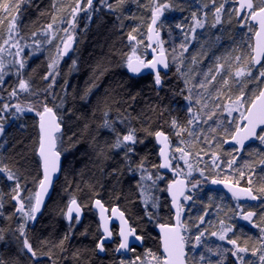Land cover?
I'll return each instance as SVG.
<instances>
[{
    "label": "trees",
    "instance_id": "1",
    "mask_svg": "<svg viewBox=\"0 0 264 264\" xmlns=\"http://www.w3.org/2000/svg\"><path fill=\"white\" fill-rule=\"evenodd\" d=\"M54 1L23 0L15 13L19 34L13 33L11 40L8 33L11 17L0 12V18H3V23H0V39L4 38L8 42L19 41V44L26 48L22 56L20 55V60L24 62L23 68L17 65L18 56L12 58V54H6L7 50H4L0 59L4 77L3 86L0 87V126L3 128L1 133L7 140L2 158L5 166L14 173L20 184V198L31 203L41 182V164L37 155V113H42L45 106L52 108L58 115L64 127L63 135L70 147V153L63 160L61 175L49 201L36 222L30 223L25 231L26 237L37 252L36 257L31 256L24 248L22 242L25 236L12 230L14 218L11 215L9 221L0 222L1 226L6 228L9 244L1 249L2 259L7 261L5 264H122L116 261L117 259L114 260L109 253L105 257L96 254L97 232L90 212L93 199H101L108 207L118 205L138 234L143 237L145 244L142 250L162 255L155 227L157 224L170 223L173 215L170 201L164 197L166 189L159 185L163 173L154 136L155 132L163 131L170 138L173 119L180 126H184L189 99H186L188 95L181 79L171 67L167 73L160 74L161 84L157 85L155 76L151 73L131 76L128 73V59L132 57L134 45L139 42L138 33L141 32L144 37L146 35L142 43L147 44L148 28L153 10L158 4L169 5L163 8V11L168 18L175 21V31H178L177 35L181 38L179 41L177 37L176 42L181 45L191 46L196 39V32L192 31L193 28L196 30L195 20L203 23L204 26L199 28L203 29L210 22V16L208 12L207 15L203 13L202 7L197 13L189 12L179 0H124L123 3H117V0H106V3L105 0H97L93 3L89 14L91 18L86 24L82 15L78 16L76 43L70 57L58 65L57 80L49 76L45 79L49 73L50 62L43 55L52 49L47 25L53 17ZM61 1L63 0H59ZM16 2L17 0H9L10 4ZM202 2L206 7L212 4L216 15V9L220 7L219 0ZM108 5H113L114 10ZM239 19L241 18L237 16L236 11L231 25L233 29L241 27L242 24L252 27L247 20L244 22ZM129 34L135 37L136 42L129 40ZM174 34L176 35L175 32ZM237 64L244 67L246 72L251 70V76L259 74L260 67H252L251 56H248L246 62L239 60ZM234 68L238 70L237 65ZM251 76L247 75V78ZM21 79L28 81L30 91H18L16 97L10 96L11 91L18 88ZM53 80L55 83L49 87ZM256 85L255 95H259L264 86V77L259 76ZM4 104H8L9 109L4 110ZM14 104H19L25 110L17 112L11 107ZM29 107L32 111L27 110ZM66 119L71 121L70 127L64 125ZM130 130H135L137 142L120 147L119 151L123 155H116L112 152L115 145L113 139L122 138ZM261 135H264V132ZM224 142L225 140H220L221 151L215 154L218 157L217 166L206 165V174L199 178L192 176L190 184L197 181L202 186H209L211 180L219 179L252 187L254 194L259 197V201L252 204L238 202L223 192L226 198L224 201L230 210L234 211V207H248L255 213L251 222H242L240 219L250 210H244L245 213L242 214L233 212L232 225H229L233 230L227 233L228 238H236L238 245L249 249L247 253L238 254L243 256L245 264H248V258L251 256L256 260L260 257L253 255L252 251L256 249L260 239V229L264 228V193L258 191L264 186V164L261 163L264 161V142L258 139L241 155L233 150L234 147H228ZM66 146L58 147L62 156ZM128 147L134 151L127 152ZM233 157L236 158L235 163L228 168L227 161ZM219 159L223 165L221 168ZM209 160L213 163V159ZM245 162L250 167H245ZM141 164L142 168L139 167ZM174 167L175 165L172 166L173 170ZM240 172H243L244 176H241ZM31 175L35 176L34 181L30 179ZM148 176L151 180L146 183ZM249 176L253 181L251 185L247 182ZM144 183L148 185L150 194L160 197L157 209L143 206L140 198ZM206 191L211 189L206 187ZM73 199H77L86 211L82 225L76 230L65 220L66 204ZM12 200L10 196L7 208L14 211L16 202ZM6 225H9L8 229ZM227 227L228 225L219 223V230L211 229L209 234L218 233ZM211 240L212 243L207 249L219 247L222 250H234L233 245L228 244L226 240H219L217 236L211 235ZM188 244L189 241L187 262L193 264L196 261L189 255ZM206 255L216 259L215 262L209 259L207 264H239L231 251H221L219 259L218 255L210 251H207Z\"/></svg>",
    "mask_w": 264,
    "mask_h": 264
},
{
    "label": "rangeland",
    "instance_id": "2",
    "mask_svg": "<svg viewBox=\"0 0 264 264\" xmlns=\"http://www.w3.org/2000/svg\"><path fill=\"white\" fill-rule=\"evenodd\" d=\"M63 1L59 2V0H55L52 3V16L55 17V23L53 24L52 30L47 31L50 41L52 42V49L46 51L43 55V57L47 59L50 64H52L53 61L57 60L59 57L58 63L53 68L49 67V72H52V75L49 77H53V79L58 78V65L62 64L64 60L70 57L72 48L76 43L75 31H77L78 26V23H76L78 16L82 15L84 23L86 24L91 18L89 14H91L92 11V8H88L85 11L84 9L86 8V3L83 4V2H81V10L78 11L73 18L72 10L76 7L77 0H69L70 2ZM179 1L191 13L199 12L202 7V9H204L203 13H205V15H207L208 12V15L210 16V22L206 24L203 29L196 28V39L191 46L190 44L187 46V51H184V49L181 48V43L177 44L176 42V39H178L177 37H179V41L181 38L180 35H177L178 31H175V21L171 18H168L165 15L163 9L162 14L159 17L158 32L160 34V41H162L163 44L164 53L168 57L170 67L181 79L184 90L186 91L188 97H191L189 104L186 107V120L184 126H180L178 122L177 124L179 127L194 132V135L192 136L188 135V131H184L180 135H176L178 128L171 126V137H168L171 150L170 160L171 165H175V167L174 170L172 169V173H163L161 180L162 182H160L159 185L166 189V194L164 197L168 199V186L171 182L177 179V175H181L188 180L189 190L185 197H191V199H185L184 197L180 206V222L184 243L186 246V252L188 255L187 241H189V255L196 261V263L193 264H207L209 259L213 262L216 260L214 257L210 258L209 255H206V252L208 251L207 246L212 243L211 234H209V231L215 228H217L218 231L219 223H221V221H223L225 225L229 226L233 220V212L234 214H242L245 213L244 210H252L248 209V207H234V211H232L230 210V207L226 201H224L226 198L223 192L212 189L208 185L202 186L197 181L190 184V180H193L192 176L199 178L200 176L205 175L207 170L206 165L213 167L215 165L217 166L216 163L213 164L209 159H213L215 154L218 152L220 153V140L224 141L229 139L235 132L237 126L240 128L243 126L244 122L240 118V112L233 111L231 115H229L227 108L236 101L241 92L244 93V101H251L252 98L257 96L255 93L257 89L256 82L259 74H253L254 76L247 78V72L245 71V75L236 77L235 72L237 70L234 68V66L237 65L238 69L245 70L244 67L242 68L239 64H237V56L240 57L241 61L245 62L248 60V56H251L252 61L253 37L256 27L250 23L252 27L242 24L239 28H232V21L237 9L236 0H219V6L223 4V11L219 14L220 22L218 23L216 22L215 9L213 8L214 6L212 4H209L206 7L202 0ZM254 4L259 6L260 0H254ZM97 9V11H99L100 8L98 7ZM97 11L96 14L98 13ZM245 16L247 15H243L239 20H247L249 22L248 19H245ZM53 17L51 23H53ZM138 34L140 35V37H138L139 42L134 45L132 57L139 58L145 63H148L151 55L147 50V44L144 45L142 43V39L145 38L146 35L144 37V34L141 32ZM69 37H72L70 42ZM10 40L7 44L5 43L6 39H0V49H3V51H0V59L3 57L4 50H7L6 54H12V58H15V56H17V50L20 49L18 61H21L20 58L26 48L21 46L19 43L17 47L14 48L12 47V44L15 43V41L10 42ZM134 41L136 42V39ZM4 43L7 44V47ZM65 43H69L66 54L64 53ZM155 50L160 52V44L157 43ZM220 64L223 65V68L219 69L220 75H216L215 81H211L212 75L216 74L218 70L217 66ZM17 65L20 67L19 63H17ZM252 67L254 66L252 65ZM262 68H264V62L259 69L261 70ZM224 80L228 81L226 86L223 83ZM209 81H211V83ZM201 83H203L205 87L201 88ZM197 101H199V103H197ZM204 105H207V107H204ZM245 105H247V107L249 106L248 103H245L244 107L241 108L240 111H246L247 108ZM190 109L192 111H189ZM213 112L215 115H212L211 119H207V117ZM194 114L199 115L200 120L196 121L193 119V124L189 125L188 120L192 118ZM1 119L2 116L0 115V120ZM221 121H223V123H221ZM70 124V120H64V125L70 127ZM213 127L216 128L215 132L210 130ZM225 129H227V131H225ZM263 132L264 130L261 133L263 134ZM117 139L118 138L113 139V142L115 140L116 143ZM57 142L58 147L67 145L64 148V152L62 153L63 158H66L70 153V147L68 146V141L65 139V135H58ZM6 145V136L0 132V167L5 166L2 155ZM177 148H180L183 151H176ZM234 149L236 148H233V150ZM113 153L116 155L118 154L119 156L123 155V153L119 151V148L116 147L113 149ZM185 153H187V155H185ZM220 162L221 160L219 159V168L223 167ZM189 165H191V169L189 168ZM226 171H228V169H226ZM201 173H203V175H201ZM225 173L229 175V173ZM34 177L35 176L30 177V179L34 181ZM149 177L150 176L146 177V183L148 180H151ZM12 182L13 180L7 179L6 173L0 172V203L3 205V207L0 208V222L2 221L3 223L4 221H9V217L12 215L11 217L14 218L12 229H15L14 232L20 234L18 231L19 227L24 225L26 231L27 226L32 223V220H27L22 212L16 211L17 207L19 206L16 200H14L16 202V206L13 208L14 211L7 208L9 202L8 198L10 199V196L16 194L14 191L16 183L13 182V184ZM194 184L195 187H193ZM206 187H209L211 191L207 192ZM141 191L142 197L140 199L143 203V206L146 208L150 206L152 209H157L160 202V197L150 194L148 192L147 184H145V187H143V190ZM36 192L31 203H29L28 200L20 198L25 204V211H29L30 205L35 203L37 194ZM203 206H207L208 208L204 209ZM205 213L207 214L205 215ZM228 213H230V215ZM201 216H203V223L200 222ZM240 220L242 222L244 221V219ZM7 226L8 225H6V227ZM201 231L204 232V235L201 237V243L196 246L195 236ZM0 237H2L0 238V260L3 261L1 249L3 247H8L7 245L9 244L6 239V228L1 226V223ZM255 248L259 249V251L256 253L257 256L261 255V253H264V248H261L260 244L258 245L257 243ZM201 256H204L205 259L201 260ZM138 257L140 258L139 260L136 259L137 257L124 260L126 261V264H133V261H135V264H165V257L163 254H154V252L149 250H143ZM153 257H155V259H153ZM3 262L6 263L7 261L5 260ZM249 262L250 264H257L261 261L259 258L256 260L253 256H251L248 258V264Z\"/></svg>",
    "mask_w": 264,
    "mask_h": 264
},
{
    "label": "snow or ice",
    "instance_id": "3",
    "mask_svg": "<svg viewBox=\"0 0 264 264\" xmlns=\"http://www.w3.org/2000/svg\"><path fill=\"white\" fill-rule=\"evenodd\" d=\"M23 2V0H17L16 3H9V0H0V12L4 13L5 16H9L11 17L8 23V33H9V39H11L13 33H15L16 35L19 34V28L17 27V18L15 13L18 12L19 8H20V4ZM81 2H85L86 3V8L84 9L85 11L88 8H92L93 5V0H77L76 3V7L73 8V18L75 16V14L81 10L80 8V4ZM124 0H117V3H123ZM106 3V0H105ZM109 8H113V5H108ZM169 7L168 4H163V5H157L154 10H153V14H152V21H151V25L148 28V31L150 34H152L154 32V27L157 23V20L159 19L160 15L162 14V9L163 8H167ZM223 10V4L220 5V7H218L216 9V22H220V12ZM237 13L240 12H246L247 16H245V19H252L255 20L260 27V32H257L256 35L257 37L260 36L261 32H264V0H260V4L259 6H256L253 2V0H240L239 2V8L236 9ZM194 18H195V14H193ZM0 23H3V18H0ZM55 23V17H53V23H50L47 25L48 30H52L53 28V24ZM204 25L200 20H195V27L196 28H202ZM215 26V25H213ZM192 31H195V28L192 29ZM47 34V33H45ZM35 35V33H34ZM155 35V40L158 44H160V58L159 59H154L151 62L145 64L144 61L139 60V58H137L138 60V64L136 66H134L133 64V59L132 57H129L128 59V67L130 70H132L133 72H138L139 68L142 67H147V68H152L153 70H155V82L157 85L161 84V77H160V72L157 69V65H162L163 68H167L168 67V63L166 61V59L164 58V49H163V44L162 41H160V34L158 31H156L154 33ZM72 37H69V42L71 41ZM153 36L149 35V40H152ZM129 40H135V37L132 36L131 34H129ZM50 42V41H49ZM5 43H8V41L6 40ZM19 41H16L15 43L12 44V47H17ZM69 47V43H65L64 44V53L66 54L67 50ZM181 48L184 49V51H187V46L186 45H181ZM0 51H3V49H0ZM256 56L254 57V62L259 64L260 63V57L264 56V43H258L256 48L254 49ZM20 54V49L17 50L16 55L19 56ZM236 60L239 61L240 57L237 56ZM59 61V57L57 58V60H54L52 64L49 65L50 68H53ZM20 68L24 67V62L23 60L18 61ZM218 70L216 72L215 75H212L211 77V81H215L216 79V75H220V71L219 69L223 68V65L220 64L217 66ZM3 65L0 64V87L3 86ZM19 75V73H17ZM58 74V73H57ZM52 72H49L48 75H46L44 78L47 79L48 76H51ZM236 77H241L243 75H245V70L244 69H238L235 72ZM247 75L251 76L252 75V71L248 70L247 71ZM259 76L260 77H264V68H262L259 71ZM207 79V77H206ZM255 79V78H254ZM211 81H209L211 83ZM55 81H51L49 87H51V84H54ZM224 85L226 86L228 81L224 80L223 81ZM200 87L203 88L205 87V85L203 83L200 84ZM18 91H23V92H29L30 91V85L28 83V81L21 79L18 82V88L17 89H13L10 93V96L12 97H16ZM243 96L244 93L241 92L240 96L237 97L236 101L227 108V112L229 115H231V113L233 111H239L240 112V118L241 120H246L247 121V125L241 129L239 126H237L235 133L232 136V139H234L236 141V143L240 146L239 149H234L236 151L238 150H242L244 147V140L248 139L249 136H255L256 135V127L258 125L264 124V90L259 92V95L255 96L254 99H252L251 101H244L243 100ZM186 99H191V97H187ZM197 103H199V101H197ZM248 103L249 107L246 109V111H240L241 108L244 107V104ZM4 110L9 109V105L8 104H4L3 106ZM11 107H14L16 109L17 112H22L25 109H22L21 106L19 104H14ZM204 107H207V105H204ZM28 111H32V108L29 107L27 109ZM189 111H192L191 109ZM40 116V129L42 132V140H41V145H40V155L43 157V161H44V179L40 182V188L41 190H46V185L50 183V170L51 171H55L56 169V159H58L59 157V153L53 151V149H55L56 146V137H55V133L59 132L61 130L60 128V124L57 122V117L55 115V113L53 112L52 108H49L47 106H45L44 108V112L43 113H37ZM212 115H215V113L213 112L211 115H209L207 117V119H211ZM45 116L48 117L47 120H45ZM193 119L196 121L200 120V116L199 115H193L192 118H190L188 120V124L192 125L193 124ZM221 123H223V121H221ZM105 124L108 125V122L105 121ZM171 126L174 128H178V131L176 132V135H180L182 132L184 131H188V135L192 136L194 135V132L189 131L188 129L179 127L177 124V121L175 119H173L171 121ZM211 131L215 132L216 128L213 127L210 129ZM3 131L2 126H0V132ZM225 131H227V129H225ZM244 131L246 132L248 135L244 136V137H240V132ZM155 136L157 138V140H159L161 143L165 144V147H167V140H168V136L165 135V133L163 131H157L155 132ZM239 137V138H238ZM258 139L262 142H264V135H260L258 137ZM45 141L47 142V151L45 149ZM137 142L136 137H135V130H130L126 135H123L122 138L118 137L114 147L116 148H120L123 147L127 144H132L134 145ZM134 151L133 148L128 147L127 148V152H132ZM176 151H183L180 148H177ZM161 155H165V153L162 151ZM185 155H187V153H185ZM218 159V157H216L215 155L213 156V164L216 163V160ZM235 157H233L232 159L227 161V167L231 168L232 165L235 163ZM262 164H264V161H261ZM163 167H168V160L167 157L165 158V163L164 165H162ZM139 167H143V165L141 164ZM245 167H250V165L247 164V162H245ZM189 168L191 169V165H189ZM0 172L6 173L7 174V179L8 180H14L17 181L15 184V188L14 191L16 192L15 195L12 196L13 200H16L18 203V207L16 209L17 212H22L24 214V216L26 217L27 220H35V213L40 211V206H41V198H40V194H37L36 199H35V203L30 205V210L29 211H25V204L24 202L20 199V194H19V189H20V184L16 178V176L14 175V173L7 168V166H3L0 167ZM201 175H203V173H201ZM241 176H244L243 172H240ZM143 178V177H142ZM151 177H149L150 179ZM218 182H223V181H217V180H212V183H218ZM248 184L251 185L253 183L252 181V177L249 176L248 177ZM177 183H183V182H177ZM227 187V184L225 185ZM193 187H195V184L193 185ZM231 191V189H230ZM258 191L260 193H264V186L260 187L258 189ZM243 193L247 198L251 199V200H257L259 197L255 194H253V189L252 187H246V188H242L239 189V192L237 191H232V195L233 197L239 199L240 198V194ZM181 195H183V191L181 190ZM147 199V198H146ZM185 199H191V197H185ZM173 200L175 202V196L173 197ZM95 204L100 207L102 209V214H101V219H104L103 217V211H107V209L103 208V205L100 203L99 200L95 201ZM71 205L72 207H69L68 212H67V216L68 219L71 220L72 219V213L73 210L76 211L77 213V220L76 222H79V213H80V207L77 205V201L75 199H73L71 201ZM155 206V205H154ZM3 205L2 203H0V208H2ZM118 211V209H112V213L115 215V213ZM207 213H205L206 215ZM123 212L120 213V217L123 218ZM255 215V213L249 211L247 214L243 215V219L244 220H248L249 222H251V218ZM180 217L179 215H177V221H179ZM200 222L203 223V216L200 217ZM122 224H127V221H124L122 219ZM221 224H223V221H221ZM253 226L255 227L256 225L253 224ZM198 227V225H197ZM232 226H228L227 228H222V230L217 233V232H212L211 235L213 236H217V238L221 241H227L228 244H231L234 246V250H230V249H220L219 247H217L216 249H211L208 248L207 250L210 252H213L214 255H220L221 251L224 252H228L231 251V254L236 257L237 261L239 262V264H245L244 258L241 255H238L239 253H247L249 251V249L247 247H241L240 245L237 244V239L236 238H228L227 237V233L231 232ZM18 231L20 232V234L22 236H25L24 240H23V246L24 248L27 250L28 253L31 254V256L36 257L37 252L36 250L33 248L32 244L29 242L28 238L25 235V226L21 225L18 229ZM170 232H174L175 234L171 237H166L165 238V245H164V249L165 252L168 253V257L169 259L175 257L176 259L180 260V264H183V259L182 257L185 255V253L183 252V241H184V237L181 236L179 234V232H177L175 229H170ZM104 232L107 234L105 237H103L102 239H100L97 243V247L103 251L104 250V240L111 237L112 233L108 230L107 227V223H105L104 225ZM261 232V236L260 239L257 241L258 244H260L261 248H264V228L260 229ZM120 237L122 238L120 244H119V249H124L126 251H135L134 248L130 249L129 248V237H134L135 240L139 241L142 238L140 236L136 235V230L134 228H128V229H124L122 228L120 233H119ZM204 235V232L201 231L198 235L195 236V242H196V246H198L201 243V237ZM2 238V237H0ZM65 239H67V237H65ZM61 245L63 244V241L60 242ZM257 251H259V249H254L252 251L253 255H256ZM137 260H139L140 258L137 257ZM153 259H155V257H153ZM201 260H204V256L200 257ZM261 264H264V253H261L260 257H259ZM0 264H4V262L2 260H0ZM133 264H135V261H133ZM221 264H223V262H221ZM250 264V262H249Z\"/></svg>",
    "mask_w": 264,
    "mask_h": 264
},
{
    "label": "water",
    "instance_id": "4",
    "mask_svg": "<svg viewBox=\"0 0 264 264\" xmlns=\"http://www.w3.org/2000/svg\"><path fill=\"white\" fill-rule=\"evenodd\" d=\"M96 1L97 0H93V3L96 2ZM239 2H240V0H237V9L239 8ZM253 2H254V0H253ZM243 15H247V13L246 12L237 13V16L239 18H241ZM248 20H249V22L252 25H254L256 27V31H255V34H254V37H253V56H252V60H253L254 67L259 68V67H261L263 65L264 56L260 57V63L259 64L255 63L254 62V57L256 56V53H255L254 49L256 48L258 43H264V32H261L260 36L257 37L256 33L260 32L259 24L255 20H252L250 18H248ZM151 21H152V19H151ZM158 22H159V19L157 20L156 25L153 26L154 27V32L152 34H150L149 31H148V38H147L148 47H147V49H148V52L151 55V58H150L149 62H151L154 59H159L160 58V52H157L155 50V46L157 45V42L155 40V35H154V33L156 31H158ZM150 25H151V23H150ZM149 35L153 36L152 40H149ZM164 58L166 59V61L168 63V67L165 69V68H163L162 65L158 64L157 65V69L159 70V72L167 73L169 71V69H170V64H169L168 57H167V55L165 53H164ZM132 59H133L134 66H136L138 64L137 58H132ZM145 64H147V63H145ZM128 73L131 76H133V77L142 76V75H144L146 73H151V74H153L155 76V70H153L152 68H147V67H142V66L139 68L138 72H133L128 67ZM262 90H264V86H263ZM53 112L55 113L54 110H53ZM55 115L57 117V122L60 124V128H61V130L59 132H56L54 134L55 137L57 138V136L60 135L63 132L64 127L61 124V121H60L58 115L56 113H55ZM47 119H48V117L45 116V120H47ZM243 122H244V124L241 127V129H243L247 125V121L246 120H243ZM38 129H39V147H38L37 155H38V158H39L40 164H41V172H42L41 181H42L44 179V171L45 170H44L43 157L40 155V152H39L40 145H41V140H42V132H41V129H40V116L38 117ZM263 130H264V124L258 125L256 127V135L255 136H249L248 139L244 140L243 149L242 150H238L237 153L239 155H241L247 147H249L250 145L256 143L257 140H258L259 134ZM233 134H232V136H233ZM247 135L248 134L246 132H244V131L240 132V137H244V136H247ZM232 136L229 139H226L224 144L226 146H228V147H234L236 149H239L240 146L236 143V141L234 139H232ZM154 140H155V143H156V145L158 147V157H159V160H160L161 172L164 173V174L172 173L173 170H172V165H171V160H170L171 150H170L169 138H168V140L166 142L167 145H168L167 147H165L164 143H161L159 140H157L156 136H154ZM45 149L47 151V142L46 141H45ZM53 151L59 153V157L55 161L56 169H55V171H51L50 170V183L46 185V190L42 191L41 188H40V184L38 186L37 194H40L41 206H40V211L35 213V220H32L33 223L36 222L38 217L41 215L43 209L45 208V205L49 201V199H50V197H51V195L53 193L54 186H55L56 182L58 181V179H59V177L61 175V172H62L64 158H63V156L61 155V153L58 150L57 139H56V146H55V149H53ZM162 151L165 153V155H161ZM166 157H167V160H168V167H163L162 165H164ZM177 176H178L177 179L175 181L171 182L169 184V186H168V189H167V196H168V199L170 201V210H171L172 215H173L172 220H171L170 223L157 224L156 227H155V232H156V234L159 237V241H160V245H161V252L163 253V255L165 257V264H180V260L176 259L175 257L169 259L168 253L165 252V249H164L165 238L166 237H171V236H173L175 234L174 232H170L169 231L170 229H175L177 232H179V234L181 236H183L181 222H180V219H179V221H177V215H179V217H181V208H180V206H181L182 200L184 199L185 195L187 194V192L189 190V182H188V180L186 178L182 177L181 175H177ZM215 180L223 181V182L212 183V180H211L210 183H209V187L210 188L220 190V191L226 193L227 195H229L230 197H232L233 199H235L238 202L252 204V203H256V202L259 201V199L251 200V199L247 198L243 193L240 194V198L239 199L233 197L232 191L239 192V189L246 188L247 186H243V185H240V184H235L233 182H229V181H225V180H219V179H215ZM177 182H183V183H177ZM226 184H227V187L225 186ZM230 189H231V191H230ZM181 190L183 191V195H181ZM37 194H36V196H37ZM253 194H254V192H253ZM174 196H175V202L173 200ZM75 200L77 201V205L80 207L79 221H82L83 218H84V211H83V208H82L80 202L77 199H75ZM96 200H99L100 203L103 205V208L107 209V211H103L104 219H101L102 209L95 204ZM69 207H72L71 202L66 207L65 219H66V222L68 224L71 223L73 218H77V213H76L75 210H73L72 219L71 220L68 219L67 212H68ZM92 208H93V211L95 213H97L98 221H99L100 226H101V231H102L103 237H105L107 235L104 232L105 223H107L108 230L111 233H112L111 229H112V226L114 224L118 225L119 233H120L122 228H124V229L134 228L131 225L129 219L127 218L125 212L118 205L113 206L109 210V208L104 205L102 200L95 199L94 202H93ZM114 208L118 209V211L115 213V215L112 213V209H114ZM121 212H123V214H124L123 218L120 217V213ZM122 219L124 221H127L126 225L122 224ZM136 235H137V231H136ZM137 236H139V235H137ZM140 237L142 239L139 240V241L135 240L134 237H129V240H130L129 248H131L132 245L143 246L144 245V239H143L142 236H140ZM112 238H113V236L111 235V237H109V238L104 240V243L110 242L112 240ZM119 238H120V241H121L122 238L120 237V235H119ZM183 245H184L183 252L185 253V255L182 257L183 264H187V261H186V254L187 253H186V246H185L184 241H183ZM118 253L119 254H127V253H129V251H126L124 249H119Z\"/></svg>",
    "mask_w": 264,
    "mask_h": 264
},
{
    "label": "flooded vegetation",
    "instance_id": "5",
    "mask_svg": "<svg viewBox=\"0 0 264 264\" xmlns=\"http://www.w3.org/2000/svg\"><path fill=\"white\" fill-rule=\"evenodd\" d=\"M63 134V133H62ZM95 199L92 200L91 204H90V212H91V215L93 216V219H94V222H95V226H96V232H97V239L95 241V251H96V254L100 257H105L107 255V253L111 254L112 257L115 259H125V260H129L130 258H134V257H138L140 255V253L143 251V246H137V245H132L130 249L134 248L135 251H130L129 250V253L127 254H119L118 253V248H119V244H120V238H119V227L118 225H113L112 226V240L110 242H107V243H104V250L101 251L98 247H97V243L100 239L103 238V234H102V231H101V226H100V223L98 221V216H97V213H95L93 211V208H92V205H93V202H94ZM81 204V203H80ZM105 205V204H104ZM82 206V205H81ZM106 206V205H105ZM108 207V206H106ZM113 207V206H112ZM111 206L108 207L109 210L112 208ZM83 208V211H84V218L82 221H79L78 223L76 222L77 218H73V220L71 221V224L72 226H74L75 230L76 228L80 227L86 217V211L84 209V207L82 206ZM133 226V225H132ZM134 227V226H133ZM135 228V227H134ZM136 229V228H135ZM137 231V230H136ZM137 235L138 232H137ZM140 236V235H139ZM145 244V243H144Z\"/></svg>",
    "mask_w": 264,
    "mask_h": 264
},
{
    "label": "bare ground",
    "instance_id": "6",
    "mask_svg": "<svg viewBox=\"0 0 264 264\" xmlns=\"http://www.w3.org/2000/svg\"><path fill=\"white\" fill-rule=\"evenodd\" d=\"M161 73H164V72H160V74ZM138 77V76H137ZM67 113V112H66ZM37 128H38V123H37ZM99 129L101 130V128H100V126H99ZM64 130V129H63ZM38 131H39V129H38ZM63 133V132H62ZM61 133V134H62ZM115 148V147H114ZM113 148V149H114ZM113 152V151H112ZM126 160V159H125ZM101 200V199H100ZM71 202V201H70ZM70 202H68L67 204H66V207H67V205L70 203ZM65 215H66V208H65ZM9 219H10V217H9ZM66 220V219H65ZM131 223V222H130ZM71 224V223H70ZM69 224V225H70ZM132 225V224H131ZM9 226V225H8ZM12 230H15V229H12ZM116 261H118L119 263H122V264H126V261L125 260H121V259H117ZM5 264V263H4Z\"/></svg>",
    "mask_w": 264,
    "mask_h": 264
}]
</instances>
